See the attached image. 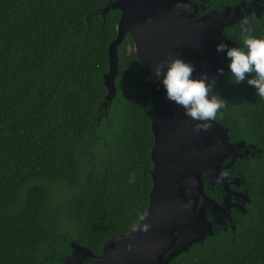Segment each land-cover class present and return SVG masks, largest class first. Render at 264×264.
Returning <instances> with one entry per match:
<instances>
[{"label":"trees","instance_id":"obj_1","mask_svg":"<svg viewBox=\"0 0 264 264\" xmlns=\"http://www.w3.org/2000/svg\"><path fill=\"white\" fill-rule=\"evenodd\" d=\"M109 2L0 0V264H40L64 249L62 236L98 254L146 215L153 111L138 61L127 69L120 59L123 82L86 147L107 92L119 14L87 16ZM242 27L227 30L236 47H243ZM247 27L264 36L257 20ZM251 78L236 84L229 71L225 88L248 139L264 149V99ZM252 199L253 220L234 244L208 243L179 264H264V160L252 175Z\"/></svg>","mask_w":264,"mask_h":264},{"label":"water","instance_id":"obj_2","mask_svg":"<svg viewBox=\"0 0 264 264\" xmlns=\"http://www.w3.org/2000/svg\"><path fill=\"white\" fill-rule=\"evenodd\" d=\"M110 11L118 12L119 18L103 76L107 92L86 147L97 141L96 128L108 117L120 89L119 46L131 36L146 72L153 111L152 188L145 220L136 224L150 228L109 238L99 255L62 236L64 249H53L40 264H179L181 258L196 257L194 251L208 243L223 241L230 247L253 220L252 175L257 161L264 160V149L247 137L235 95L225 88L231 61L227 49L218 52L217 46L236 47L227 30L239 26L244 17L264 26V0H110L90 13L87 22L93 15L105 18ZM169 53L194 65V78L203 72L217 77L213 91L226 100V107L209 130L196 132L200 122L167 99L161 80L154 76V68ZM221 68L222 75L217 71Z\"/></svg>","mask_w":264,"mask_h":264},{"label":"clouds","instance_id":"obj_3","mask_svg":"<svg viewBox=\"0 0 264 264\" xmlns=\"http://www.w3.org/2000/svg\"><path fill=\"white\" fill-rule=\"evenodd\" d=\"M180 5H178L179 7ZM186 7V6H185ZM254 16V13H253ZM250 17H244L241 21L243 31V47H229L225 43L217 46L218 52L227 49V57L230 59L228 65L232 80L236 84L244 82L251 74L252 78L247 83L253 86L258 96L264 99V36L257 37L253 30L247 27ZM218 74H223V69H218ZM194 65L185 62L178 55L172 53L157 64L154 68V76L161 80L167 93V99L182 107L185 115L196 123L195 131H207L211 128V121H215L218 113L226 107V100L222 99L219 93L214 92L217 77L209 78L207 72L194 78ZM227 172L222 173L226 177ZM221 177V178H222ZM134 176L130 178V182ZM139 220H145V215H139ZM150 225L145 223L142 228L136 224L132 225L133 231L147 232ZM131 245L128 246L131 250Z\"/></svg>","mask_w":264,"mask_h":264},{"label":"flooded vegetation","instance_id":"obj_4","mask_svg":"<svg viewBox=\"0 0 264 264\" xmlns=\"http://www.w3.org/2000/svg\"><path fill=\"white\" fill-rule=\"evenodd\" d=\"M119 53H120V59L122 60L123 67L124 68H127V69H132V66H135V61H138V59H137L136 51H135V44H134L131 36H127V38L119 46ZM144 71H145V69H144ZM145 75H146V72H145ZM118 77H119V74H118ZM118 77L116 79V86L120 88L119 85H121L120 83H122L123 81L122 80H119ZM132 85H133V83H132ZM112 106H113V104H112ZM100 139L101 140H104V138L102 136H100ZM101 252H102V250H101ZM101 252L98 253V254L95 253V252L94 253L97 254V255H99V254H101Z\"/></svg>","mask_w":264,"mask_h":264},{"label":"rangeland","instance_id":"obj_5","mask_svg":"<svg viewBox=\"0 0 264 264\" xmlns=\"http://www.w3.org/2000/svg\"><path fill=\"white\" fill-rule=\"evenodd\" d=\"M114 130H116V128H114ZM101 131H99V133H100ZM102 133V132H101Z\"/></svg>","mask_w":264,"mask_h":264}]
</instances>
